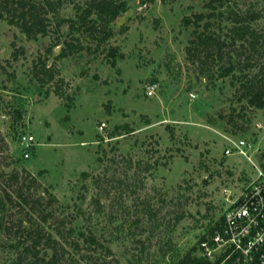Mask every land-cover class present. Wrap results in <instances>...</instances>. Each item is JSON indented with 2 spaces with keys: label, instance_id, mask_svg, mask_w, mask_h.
Returning a JSON list of instances; mask_svg holds the SVG:
<instances>
[{
  "label": "rangeland",
  "instance_id": "obj_1",
  "mask_svg": "<svg viewBox=\"0 0 264 264\" xmlns=\"http://www.w3.org/2000/svg\"><path fill=\"white\" fill-rule=\"evenodd\" d=\"M87 1L0 0V264H89L84 235L103 245L93 244V264H171L198 247L229 208L228 195L255 177L251 161L224 153L229 139L252 142V160L262 166L264 109L239 97L253 70L234 62L223 75L228 60L187 57L194 26L183 19L213 11L211 0H126L107 40L71 32ZM32 3L49 30L36 38L10 22ZM214 5L245 14L264 35V0ZM227 25L212 30L226 33ZM77 37L89 48L56 59L63 41ZM112 47L124 54L116 66ZM257 49L256 66L264 37ZM46 54L59 74L41 84L33 66ZM59 77L62 98L54 91ZM25 133L35 139L29 157ZM58 227L71 233L68 242ZM36 230L44 235L38 258L25 249Z\"/></svg>",
  "mask_w": 264,
  "mask_h": 264
},
{
  "label": "trees",
  "instance_id": "obj_2",
  "mask_svg": "<svg viewBox=\"0 0 264 264\" xmlns=\"http://www.w3.org/2000/svg\"><path fill=\"white\" fill-rule=\"evenodd\" d=\"M154 1V0H150ZM228 0H211L208 6L213 11L208 12H198L192 16H186L183 19V25L194 26L193 37L189 39V43L186 47L187 57L197 63H204L211 59L213 62L228 60L229 66H227L223 75H229L234 72L236 68L234 62H241L248 66V69L253 70L249 73V78L240 81V99L246 100L247 104L252 107L264 109V61H261L257 66L252 63V58L254 54L258 52V46L261 41H263V33H260L255 27L252 26L248 17L238 11H235L231 7L228 8L227 12L222 9L216 11L217 7L214 5L215 2L219 6L226 5ZM18 12H14L10 22L16 23L17 26L23 31L28 38H36L37 34L46 35L48 34V27L46 19L39 14L35 9L34 4L25 7L23 4L17 8ZM128 9V3L126 0H88L85 7L81 6L77 15V19L67 20L70 21L71 32L75 30H81L87 35L91 36L93 39L98 37L101 40H107L112 34L111 29L112 22L121 15L124 11ZM227 20V31L222 34H215L212 30L215 22L223 23ZM66 21V20H65ZM77 40V41H75ZM75 40L63 41L56 44H61V49L59 53L56 54V59L72 55L80 50H87L89 47H85L79 38ZM23 49L17 47L13 55L19 54ZM48 54L52 53L51 47L47 50ZM46 54L44 57L40 58L37 63L33 66V74L36 79L41 83L45 84L49 81H53L59 74V69H57L55 62L49 63V55ZM110 62L113 66H116L115 57L119 54L123 57L124 54L118 51L117 47H112L109 50ZM237 59V60H236ZM239 60V61H238ZM57 86L54 91L59 97H65V92L62 90L65 80L63 77L57 79ZM18 116L21 113L18 112ZM117 135L116 131L111 133V136ZM262 167L264 168V153L261 155ZM18 174V173H17ZM13 175V174H12ZM14 177L16 176L13 175ZM50 197L51 194H49ZM55 198V197H54ZM53 198V199H54ZM35 204V202H33ZM52 217L51 212L43 214V219L48 220ZM59 226L64 224V220H59ZM4 223L0 218V227H3ZM216 227H211L210 231H213ZM58 233L63 238L65 242L66 237L70 236L71 233L61 227H58ZM44 235L41 231L36 230L32 242L29 243L25 249L35 256L39 257L40 249L38 245L41 243ZM83 239L87 246L82 251L83 258L89 264H93V244H97L98 247H103L101 243L97 242V239L93 235H84ZM205 235L202 237V239ZM201 239V240H202ZM48 242H51V237L48 235ZM55 243V240H52ZM71 242V241H70ZM75 246L80 247L81 244L77 240L75 241ZM52 247V246H51ZM54 249H56L54 247ZM108 253H111L110 249L106 247ZM56 257V252L54 254ZM53 257V258H54ZM219 259L215 262L210 261L204 256L198 254V247L194 246L183 254L180 258L173 259L171 264H218ZM109 264V263H108ZM225 264H233L231 260L226 261Z\"/></svg>",
  "mask_w": 264,
  "mask_h": 264
},
{
  "label": "built area",
  "instance_id": "obj_3",
  "mask_svg": "<svg viewBox=\"0 0 264 264\" xmlns=\"http://www.w3.org/2000/svg\"><path fill=\"white\" fill-rule=\"evenodd\" d=\"M227 156L238 155L256 165V174L241 192L231 200L229 208L198 244V254L218 264L231 260L233 264H264V168L252 160L256 149L245 138L229 139ZM25 156L35 144L34 136L22 135Z\"/></svg>",
  "mask_w": 264,
  "mask_h": 264
}]
</instances>
